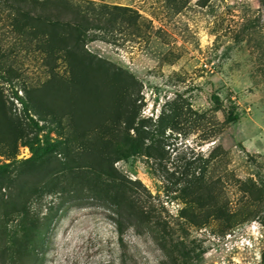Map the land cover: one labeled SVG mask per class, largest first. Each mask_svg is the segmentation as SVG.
<instances>
[{
  "label": "rangeland",
  "instance_id": "374dc122",
  "mask_svg": "<svg viewBox=\"0 0 264 264\" xmlns=\"http://www.w3.org/2000/svg\"><path fill=\"white\" fill-rule=\"evenodd\" d=\"M90 1L137 22L66 51L0 5V264H264V0ZM135 115L158 152L110 158L117 206L81 149Z\"/></svg>",
  "mask_w": 264,
  "mask_h": 264
},
{
  "label": "trees",
  "instance_id": "16d2710c",
  "mask_svg": "<svg viewBox=\"0 0 264 264\" xmlns=\"http://www.w3.org/2000/svg\"><path fill=\"white\" fill-rule=\"evenodd\" d=\"M84 3L80 4L73 0H0V5L16 12L21 17L29 18L38 24L47 25L53 29H62L64 32H62L63 37L61 39L68 42L65 48L66 51L83 47L85 41L92 38L96 31H112L115 23H117L112 18L115 12H119L122 16H128L129 23H136L139 16L136 11L129 7L108 5L106 3L95 4L90 0H85ZM127 19L126 21L123 19L121 22L127 24ZM54 37H59L58 31L48 35L43 44L47 45ZM135 117L136 115L124 121L113 123L111 128L105 125L102 126L94 133V139H90V146H83L81 149L83 153L89 152V155H93L94 161L90 165V169L93 170L96 180L106 186V181L109 178L111 179V185L109 186L113 191L114 204L117 206L120 205V200L125 195V188L113 172L107 171L110 160L126 161L134 156H150L151 149L158 152L156 147H150L145 143L150 132L143 128L141 120L136 125ZM170 117L172 120L177 119L178 107L173 108ZM227 119L232 122L238 119L234 107L228 109ZM86 139L89 141V138ZM66 146V142L49 136H47L42 146L39 144L34 146V142L29 143L32 156L27 162L42 161L55 152L63 154V151L67 149ZM11 165L12 163L0 164V181L7 177ZM195 177V182L206 181L203 177ZM25 212L27 214V211L23 213ZM117 222L118 239L121 241L122 227L120 219Z\"/></svg>",
  "mask_w": 264,
  "mask_h": 264
}]
</instances>
